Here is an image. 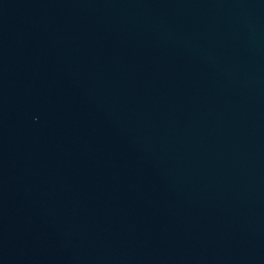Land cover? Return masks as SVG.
Returning <instances> with one entry per match:
<instances>
[{"label": "water", "instance_id": "obj_1", "mask_svg": "<svg viewBox=\"0 0 264 264\" xmlns=\"http://www.w3.org/2000/svg\"><path fill=\"white\" fill-rule=\"evenodd\" d=\"M0 264H264V0H0Z\"/></svg>", "mask_w": 264, "mask_h": 264}]
</instances>
